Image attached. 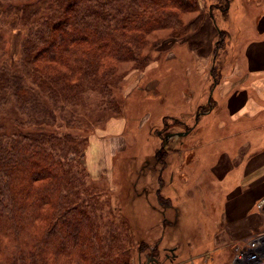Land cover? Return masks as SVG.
I'll return each instance as SVG.
<instances>
[{
	"label": "rangeland",
	"instance_id": "1",
	"mask_svg": "<svg viewBox=\"0 0 264 264\" xmlns=\"http://www.w3.org/2000/svg\"><path fill=\"white\" fill-rule=\"evenodd\" d=\"M4 1L21 7L35 0ZM203 1L207 7L215 0ZM22 27L11 13L0 15V41L11 61L21 53ZM215 33L209 23L180 37H173L169 27L150 31L135 47L136 61H117L105 70L109 90L88 91L83 105L74 109L80 128L63 121L50 127L87 138L79 158L80 193L93 200L101 223L113 219L119 241L131 247L129 264H234L242 239L256 231L236 236L225 229V186L216 188L209 167L215 160L211 150L217 145L226 149L225 137L211 131L226 126L222 100L214 102L213 95L208 100ZM223 42L216 61L220 92L225 75L242 64L235 53L245 41L228 34ZM110 97L119 105L117 111L107 107ZM212 108L214 113L207 114ZM5 123L11 130L10 121ZM167 131L182 135L163 140Z\"/></svg>",
	"mask_w": 264,
	"mask_h": 264
},
{
	"label": "trees",
	"instance_id": "2",
	"mask_svg": "<svg viewBox=\"0 0 264 264\" xmlns=\"http://www.w3.org/2000/svg\"><path fill=\"white\" fill-rule=\"evenodd\" d=\"M203 2L35 0L15 7L0 0V15L11 13L25 31L13 61L0 41V264H129L131 247L119 241L113 219L101 223L93 200L80 193L87 138L50 127L63 121L80 128L74 109L88 91L109 90L105 70L136 61L135 47L150 31L169 27L180 37L205 12L225 15L229 5ZM226 36L219 29L214 41L211 86ZM108 102L111 111L119 109L112 97Z\"/></svg>",
	"mask_w": 264,
	"mask_h": 264
},
{
	"label": "crops",
	"instance_id": "3",
	"mask_svg": "<svg viewBox=\"0 0 264 264\" xmlns=\"http://www.w3.org/2000/svg\"><path fill=\"white\" fill-rule=\"evenodd\" d=\"M218 12V16L214 13L212 17L205 16L201 25L209 23L215 34L224 29L229 38L245 42L240 52L235 53L241 55L242 64L236 63L235 70L225 75L224 91L217 89L218 80L208 91V100L212 95L214 102L222 100L220 104L226 114L224 129L211 128L216 135L225 137L226 149L217 145V149L211 150L215 160L210 161L209 167L216 179V188L225 186L224 227L240 236L258 230L263 221L255 204L264 197V0H229L226 14ZM215 92L220 94L219 98ZM213 113L214 108L207 114ZM174 135L182 133L163 132V140ZM205 174V171L201 173Z\"/></svg>",
	"mask_w": 264,
	"mask_h": 264
},
{
	"label": "built area",
	"instance_id": "4",
	"mask_svg": "<svg viewBox=\"0 0 264 264\" xmlns=\"http://www.w3.org/2000/svg\"><path fill=\"white\" fill-rule=\"evenodd\" d=\"M255 208L263 217L262 225L242 239L233 257L234 264H264V197L256 201Z\"/></svg>",
	"mask_w": 264,
	"mask_h": 264
}]
</instances>
